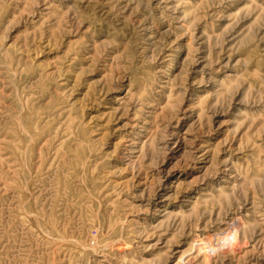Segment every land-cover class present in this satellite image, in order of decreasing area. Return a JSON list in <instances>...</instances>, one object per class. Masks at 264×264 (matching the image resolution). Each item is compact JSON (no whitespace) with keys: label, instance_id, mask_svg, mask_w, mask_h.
<instances>
[{"label":"rangeland","instance_id":"1","mask_svg":"<svg viewBox=\"0 0 264 264\" xmlns=\"http://www.w3.org/2000/svg\"><path fill=\"white\" fill-rule=\"evenodd\" d=\"M182 255L264 264V0H0V264Z\"/></svg>","mask_w":264,"mask_h":264},{"label":"bare ground","instance_id":"2","mask_svg":"<svg viewBox=\"0 0 264 264\" xmlns=\"http://www.w3.org/2000/svg\"><path fill=\"white\" fill-rule=\"evenodd\" d=\"M230 236L231 234L225 230L222 233H216L212 237L196 239L194 240V248L199 252L207 251L210 254V258H212L215 257L220 251L229 252L230 250L236 249L232 245V239ZM189 256L191 255H182L180 261L176 264H195L196 257L189 258Z\"/></svg>","mask_w":264,"mask_h":264}]
</instances>
